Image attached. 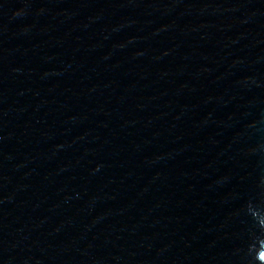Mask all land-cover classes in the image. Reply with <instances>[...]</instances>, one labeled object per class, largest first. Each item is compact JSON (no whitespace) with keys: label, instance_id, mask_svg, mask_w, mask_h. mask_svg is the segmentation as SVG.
<instances>
[{"label":"water","instance_id":"water-1","mask_svg":"<svg viewBox=\"0 0 264 264\" xmlns=\"http://www.w3.org/2000/svg\"><path fill=\"white\" fill-rule=\"evenodd\" d=\"M0 264H264V0H0Z\"/></svg>","mask_w":264,"mask_h":264}]
</instances>
